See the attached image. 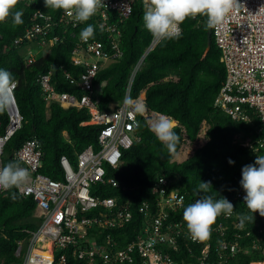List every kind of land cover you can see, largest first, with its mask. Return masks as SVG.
Returning <instances> with one entry per match:
<instances>
[{
	"label": "built area",
	"instance_id": "built-area-1",
	"mask_svg": "<svg viewBox=\"0 0 264 264\" xmlns=\"http://www.w3.org/2000/svg\"><path fill=\"white\" fill-rule=\"evenodd\" d=\"M37 1L20 0V4L25 11ZM140 2L144 4V0H104V7L89 19H93L95 26L106 33L108 45L95 38L81 40L80 33L75 31L85 22L77 21L74 16L69 17L63 12L57 18L37 10L32 24L6 49V52L12 47L18 49L26 66L30 67L40 56L47 55L53 47L69 38L75 45L71 61L84 68L85 72L78 80L63 67L62 71L70 83L83 92V96L79 98L71 93L56 92L52 71L41 75L38 84L47 106L58 103L64 109H88L90 120L83 125L100 128L97 150L93 145L86 147L77 155L75 165L67 156L61 157L62 180L52 179L41 172L43 153L37 139L26 141L13 155L15 162L29 170L28 182L15 189L21 197L32 198L36 203L34 218L37 224L34 229L22 230L25 236L17 240L14 252L17 261L11 264H241L243 257L252 259L248 264L264 261V217L256 213L255 222H247L243 226L236 218V213L248 212L242 186L227 198L234 205L233 216L218 217L209 240L193 241L184 219H174L172 213L184 211L186 196L179 190L169 189L170 181L165 177H159L154 183L151 193L155 200L145 201L139 207L143 225L136 237L122 245V238L117 239L112 234L113 230L123 229L133 220L131 201L119 205L117 198H103L94 194V189L97 186L120 188L114 177H107V168L119 169L124 152L139 140V115L151 125L159 114H137L124 105V99L111 104L109 110H101L100 97H95L99 89L95 80L100 71L122 58V25L130 19L134 7ZM239 3V9L229 14L223 26L218 30L212 28V36L221 50V62L227 72L214 105L233 121L256 128V134H261L259 138L239 134L235 143L252 149L255 155H262L264 0H239ZM162 40L152 38L133 71L125 97L131 98L134 76ZM17 87L18 83L13 93V106L5 111L8 124L4 133H0V168L4 167L7 143L23 126L15 95ZM206 131L207 126H204L195 142H190L186 130L183 131L185 143L181 151L185 159L205 145ZM11 189L0 188V198ZM184 249L186 257L181 256Z\"/></svg>",
	"mask_w": 264,
	"mask_h": 264
},
{
	"label": "trees",
	"instance_id": "trees-1",
	"mask_svg": "<svg viewBox=\"0 0 264 264\" xmlns=\"http://www.w3.org/2000/svg\"><path fill=\"white\" fill-rule=\"evenodd\" d=\"M18 9L23 11V24L16 27L12 26L11 21L0 24V68L11 72L18 82L15 95L23 116L22 128L5 147L4 166L14 161L13 155L26 141L37 139L43 153L41 172L52 179L62 180L61 157L67 156L75 165L77 155L86 147L93 145L97 150L100 128L83 125L90 120L88 109H64L58 103L47 106L38 79L52 71L56 92H67L81 98L83 92L70 83L62 67L78 80L85 69L71 61L75 45L69 38L53 47L46 56H40L37 63L30 67L26 66L18 49L12 47L6 52L32 24L33 14L37 10L57 18L63 15V11L47 8L44 0H38L25 11L19 4ZM144 11L142 2L136 4L132 16L122 25V58L100 71L95 80V85L101 89L98 95L101 110H109L111 104L124 99L133 71L152 41L153 36L144 26ZM89 24L95 28L93 38L108 45L106 33L95 26L93 19L80 25L75 32L80 33ZM180 27L179 37L163 39L145 58L131 87L132 99L146 92L145 105L148 110L167 115L178 122L174 129L180 137L176 154L168 152L151 131L147 119L139 115V140L124 152L119 169L107 168V177H114L120 183V188L97 186L94 189V194L103 198H117L119 205L131 201L133 220L123 229L112 231L115 238H122V245L133 240L142 227L143 216L139 214V207L145 201L155 200L151 190L159 177L170 181L169 189L179 190L186 196L187 207L205 195L196 191L201 181L211 182L213 190L208 194L214 195L215 199L220 196L226 199L232 197L241 187L242 168L255 164L253 150L235 143V137L242 134L245 137L253 135L257 139L261 134H256L255 127L233 121L214 105L227 72L213 36L211 49L207 51L206 17L197 15L189 18ZM0 123L2 134L8 124L5 111L0 113ZM205 125V145L182 162L176 161L185 143L183 131L186 130L190 142H195ZM229 160L235 163L229 164ZM35 209L34 200L24 199L15 188L0 198V263L17 261L14 256L16 242L25 236L22 233L24 228H36L37 221L33 217ZM172 215L176 220L183 219V211ZM181 256H187L185 249ZM250 260L243 257L240 262L248 264Z\"/></svg>",
	"mask_w": 264,
	"mask_h": 264
},
{
	"label": "clouds",
	"instance_id": "clouds-1",
	"mask_svg": "<svg viewBox=\"0 0 264 264\" xmlns=\"http://www.w3.org/2000/svg\"><path fill=\"white\" fill-rule=\"evenodd\" d=\"M19 4L20 0H0V24L8 21H11L13 27L23 24V11L18 9ZM104 5V0H45L47 8L63 11L69 17L74 16L79 22H87ZM239 7V0H144L143 21L147 31L155 39H172L179 37L181 24L197 15L205 16L207 26L218 30L226 22L229 14ZM94 33V26L89 24L81 30L80 39L87 41L94 37ZM17 83L11 72L0 68V113L13 106V93ZM139 97L137 99L125 97L123 103L137 114L155 113L146 108V98L142 95ZM177 125L178 122L164 114H159L150 125L156 138L172 155L176 154L180 141L174 130ZM234 163L229 160V164ZM29 179V170L21 167L18 162L12 161L0 168V188L4 190L20 188ZM241 186L246 193L244 200L248 212L236 213V218L243 226L247 222L254 223L256 213L264 217V154H256L255 164L242 168ZM212 190L211 182L201 181L196 191L205 195L184 208L183 219L193 241L209 240L217 218L221 215L233 216L234 205L221 196L215 199L214 195L208 194ZM252 264H264V261H253Z\"/></svg>",
	"mask_w": 264,
	"mask_h": 264
},
{
	"label": "rangeland",
	"instance_id": "rangeland-1",
	"mask_svg": "<svg viewBox=\"0 0 264 264\" xmlns=\"http://www.w3.org/2000/svg\"><path fill=\"white\" fill-rule=\"evenodd\" d=\"M35 50H38L37 48H35ZM100 91H101V89L99 88L97 91H96V93H95V97H97L98 95H100ZM142 96H143V94H142ZM145 113V112H144ZM188 149H191V147H188ZM183 159H185L184 158V156H183V154H182V151L179 153V155H177V157H176V161H178V162H181Z\"/></svg>",
	"mask_w": 264,
	"mask_h": 264
},
{
	"label": "water",
	"instance_id": "water-1",
	"mask_svg": "<svg viewBox=\"0 0 264 264\" xmlns=\"http://www.w3.org/2000/svg\"><path fill=\"white\" fill-rule=\"evenodd\" d=\"M212 44V28L208 27V33H207V51L211 49Z\"/></svg>",
	"mask_w": 264,
	"mask_h": 264
},
{
	"label": "crops",
	"instance_id": "crops-1",
	"mask_svg": "<svg viewBox=\"0 0 264 264\" xmlns=\"http://www.w3.org/2000/svg\"><path fill=\"white\" fill-rule=\"evenodd\" d=\"M144 98H146V95H143Z\"/></svg>",
	"mask_w": 264,
	"mask_h": 264
}]
</instances>
